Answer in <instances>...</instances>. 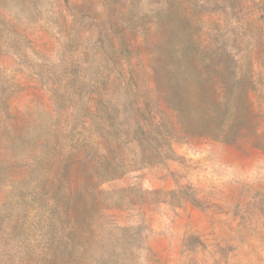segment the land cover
Here are the masks:
<instances>
[{
    "label": "rangeland",
    "instance_id": "374dc122",
    "mask_svg": "<svg viewBox=\"0 0 264 264\" xmlns=\"http://www.w3.org/2000/svg\"><path fill=\"white\" fill-rule=\"evenodd\" d=\"M0 264H264V0H0Z\"/></svg>",
    "mask_w": 264,
    "mask_h": 264
},
{
    "label": "trees",
    "instance_id": "16d2710c",
    "mask_svg": "<svg viewBox=\"0 0 264 264\" xmlns=\"http://www.w3.org/2000/svg\"><path fill=\"white\" fill-rule=\"evenodd\" d=\"M137 129H138V131H140L141 129H140V127H139V125H137ZM141 134H143L144 135V133H141ZM146 138V137H145ZM151 149L154 151V148H152L151 147Z\"/></svg>",
    "mask_w": 264,
    "mask_h": 264
}]
</instances>
